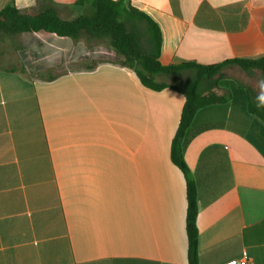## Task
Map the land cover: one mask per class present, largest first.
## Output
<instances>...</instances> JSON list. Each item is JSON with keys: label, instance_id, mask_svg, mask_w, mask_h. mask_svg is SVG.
Here are the masks:
<instances>
[{"label": "crops", "instance_id": "1", "mask_svg": "<svg viewBox=\"0 0 264 264\" xmlns=\"http://www.w3.org/2000/svg\"><path fill=\"white\" fill-rule=\"evenodd\" d=\"M76 1L0 0V11L72 20L90 12ZM131 4L159 26L165 66L264 56V0ZM0 39V264H189L186 178L170 157L184 94L143 88L107 39ZM234 73L238 90L214 89L229 101L188 130L199 264H264V124L248 111L264 82Z\"/></svg>", "mask_w": 264, "mask_h": 264}, {"label": "trees", "instance_id": "2", "mask_svg": "<svg viewBox=\"0 0 264 264\" xmlns=\"http://www.w3.org/2000/svg\"><path fill=\"white\" fill-rule=\"evenodd\" d=\"M75 5L86 7L90 12L72 20H65L53 9L27 14L14 5H7L0 11V33L19 36L42 32L74 40L82 36L107 39L109 47L117 56L116 63L132 69L143 88L154 92L171 88L184 94L186 102L172 141L170 157L186 178L188 259L189 264H199L197 187L189 175L184 158L189 142L188 130L200 110L229 101L226 95H217L215 88L223 85L227 91L236 92L240 87L236 80L222 78L223 69L236 67L245 72H258L264 82V56L256 59L229 60L209 66L195 63L165 66L159 61L162 46L159 26L147 14L134 8L131 0H77ZM6 70L25 72L24 67ZM186 72L192 73L193 78L184 81L183 86L163 80L167 78L176 81L177 77ZM248 111L264 124V88L258 100H252L251 96L248 98Z\"/></svg>", "mask_w": 264, "mask_h": 264}, {"label": "rangeland", "instance_id": "3", "mask_svg": "<svg viewBox=\"0 0 264 264\" xmlns=\"http://www.w3.org/2000/svg\"><path fill=\"white\" fill-rule=\"evenodd\" d=\"M102 44H104V46H108L107 42L106 43L101 42V45ZM4 47H5L4 41L0 39V54L4 53ZM92 51L94 52L93 59H91V61H89L88 64H92V62H96V61H93V60H97V58L99 56V54L97 53L98 52L97 49L92 50ZM0 59H1V56H0ZM102 60H106V59H102ZM97 61H100V60H97ZM4 63H5L4 60H0V68L3 67L1 65H3ZM236 69H237L236 67H227V68L223 69L222 72H221L222 78L223 79H228V80H231V79L232 80L233 79L236 80L235 79V73H234V70H236ZM163 80L166 81L167 83H170V84H177L179 86H183L184 85V81L183 80L181 81V79H178V80L175 81V80H170V79L166 78V79H163ZM263 88H264V86L263 87L260 86V88H258L259 92H261ZM215 90H219V91H225L226 90L227 91V88H224L223 85H221V86L215 88Z\"/></svg>", "mask_w": 264, "mask_h": 264}, {"label": "built area", "instance_id": "4", "mask_svg": "<svg viewBox=\"0 0 264 264\" xmlns=\"http://www.w3.org/2000/svg\"><path fill=\"white\" fill-rule=\"evenodd\" d=\"M227 264H250V262L248 259L244 258V259H241L240 261H233Z\"/></svg>", "mask_w": 264, "mask_h": 264}]
</instances>
